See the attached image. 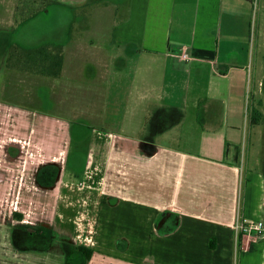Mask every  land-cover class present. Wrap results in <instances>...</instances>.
I'll return each mask as SVG.
<instances>
[{
	"label": "crops",
	"instance_id": "0c3cea01",
	"mask_svg": "<svg viewBox=\"0 0 264 264\" xmlns=\"http://www.w3.org/2000/svg\"><path fill=\"white\" fill-rule=\"evenodd\" d=\"M55 1L19 27V0H0V200L45 201L17 218L0 207V223L64 264H238L258 249L240 224L255 216L242 152L264 14L251 0ZM13 42L63 44L61 75L8 68Z\"/></svg>",
	"mask_w": 264,
	"mask_h": 264
},
{
	"label": "rangeland",
	"instance_id": "374dc122",
	"mask_svg": "<svg viewBox=\"0 0 264 264\" xmlns=\"http://www.w3.org/2000/svg\"><path fill=\"white\" fill-rule=\"evenodd\" d=\"M259 8V9H258ZM258 15L259 13L264 14V0H259L258 6ZM251 6V11H252ZM257 15V14H256ZM254 24L256 26V31H254L256 44H259V47L255 48L256 51V59L258 60L259 72L257 75V83L261 81L260 84H257L259 88L257 90V101L258 107L260 109V119L259 122L250 126L249 122L244 124V129L246 128V136H247V145L245 146V151L242 152V157H245L246 162L244 176L246 179L244 180L243 186V196L245 195L246 184L249 179L251 183V198L254 203V220H258L262 226L264 227V33L261 36V33L258 32L259 21ZM38 29V27H36ZM27 28L22 30L21 36L27 32ZM27 31H31V28H28ZM254 37V36H253ZM250 36L248 38L247 48H249ZM256 46V45H255ZM254 101V100H253ZM257 103V102H256ZM251 104V103H250ZM11 109H6V112H11ZM0 112L3 110L0 109ZM4 122V121H3ZM5 122H9L8 120ZM88 143V141H87ZM248 157V159H247ZM75 181V179H74ZM80 181H83L80 179ZM88 185V184H87ZM34 187V185H25L17 183V188L20 190H26L24 187ZM85 188L83 183L79 184L77 182L75 188L70 191L71 195L74 196L72 198V204H78V200L76 199L78 196L77 188ZM36 187L32 188L35 190ZM68 202V201H67ZM38 204H30V200H0V207H2L6 214H12L14 218H17V207H26L29 209H33V207H43L45 201L38 200ZM74 216V215H73ZM29 218V216H28ZM76 219V216L72 217ZM79 218V217H78ZM78 222L76 223V225ZM12 225L1 224L0 223V264H64L63 257L60 253H54L52 250H47L46 242L44 238L38 236L33 232H23L22 230H18L17 240L16 235H14ZM12 231V232H11ZM21 231V232H19ZM23 232V233H22ZM260 244L258 249L253 248L250 254H242L241 251L237 252V262L238 264H264V238L259 239ZM78 248V247H77ZM71 249L76 250L74 247ZM74 255H71V259H73ZM80 259H84V256L79 253Z\"/></svg>",
	"mask_w": 264,
	"mask_h": 264
},
{
	"label": "trees",
	"instance_id": "16d2710c",
	"mask_svg": "<svg viewBox=\"0 0 264 264\" xmlns=\"http://www.w3.org/2000/svg\"><path fill=\"white\" fill-rule=\"evenodd\" d=\"M58 3L55 0H19L17 6L18 17H16V26H21L29 18L37 15L46 7ZM64 60V45L55 43H45L37 47H25L19 43L13 42L7 53L6 66L12 69H20L33 73L55 76L61 75ZM260 111L250 105V126L259 122ZM85 257H89L90 250L85 246H78Z\"/></svg>",
	"mask_w": 264,
	"mask_h": 264
},
{
	"label": "built area",
	"instance_id": "2783aa9c",
	"mask_svg": "<svg viewBox=\"0 0 264 264\" xmlns=\"http://www.w3.org/2000/svg\"><path fill=\"white\" fill-rule=\"evenodd\" d=\"M252 3L255 5V7L258 6L259 0H251ZM183 57L190 58L189 54L187 52L183 53ZM240 228L244 233L247 234H254L258 237L264 236V227L259 221H256L250 217H245L241 224Z\"/></svg>",
	"mask_w": 264,
	"mask_h": 264
}]
</instances>
